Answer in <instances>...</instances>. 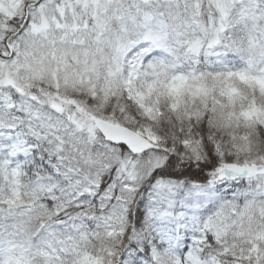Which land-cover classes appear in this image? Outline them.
<instances>
[{"label":"snow or ice","instance_id":"snow-or-ice-1","mask_svg":"<svg viewBox=\"0 0 264 264\" xmlns=\"http://www.w3.org/2000/svg\"><path fill=\"white\" fill-rule=\"evenodd\" d=\"M0 264H264V0H0Z\"/></svg>","mask_w":264,"mask_h":264}]
</instances>
